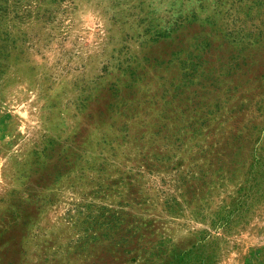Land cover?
I'll return each instance as SVG.
<instances>
[{
  "label": "rangeland",
  "instance_id": "obj_1",
  "mask_svg": "<svg viewBox=\"0 0 264 264\" xmlns=\"http://www.w3.org/2000/svg\"><path fill=\"white\" fill-rule=\"evenodd\" d=\"M233 18L264 0H9L0 264H264V36L234 58Z\"/></svg>",
  "mask_w": 264,
  "mask_h": 264
},
{
  "label": "trees",
  "instance_id": "obj_2",
  "mask_svg": "<svg viewBox=\"0 0 264 264\" xmlns=\"http://www.w3.org/2000/svg\"><path fill=\"white\" fill-rule=\"evenodd\" d=\"M9 9V0H0V11L3 13H7ZM253 22L248 24V20H239L233 18L231 20V23H228L227 25V34L229 36V39L232 44L236 45V50L239 53L238 55H235L234 58H239L241 57L240 55L242 54V51L248 48L251 44L252 41L256 42L260 39L259 37L264 36V20H253ZM242 136L241 135H236V131L230 134L228 136V143L226 147H229L231 151L229 152H224L221 156H219V160L221 162H225V158L231 157L233 154L235 156L239 157L241 150H242ZM230 140V141H229ZM234 161V160H232ZM221 171L220 176H223L224 174V168H223V163L220 165L219 168ZM248 174H252V169L247 170L245 172V176ZM250 196V195H248ZM243 198L240 199V202L242 201ZM222 220V218H220ZM213 223H215V226L217 228H226L227 224H223L220 221L213 220ZM205 244V242H201V247ZM153 252H151V264H167L169 259L167 254L163 257L162 254L163 249L161 246H155L152 247ZM183 259L180 261H177L176 258L174 260L169 261V264H206V257L195 254V256L190 255L189 253L185 254L182 256ZM172 258V257H171Z\"/></svg>",
  "mask_w": 264,
  "mask_h": 264
}]
</instances>
